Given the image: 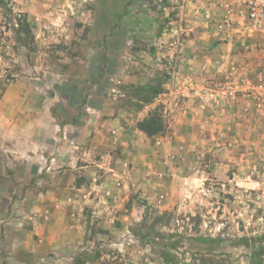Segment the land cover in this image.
<instances>
[{
	"label": "rangeland",
	"instance_id": "374dc122",
	"mask_svg": "<svg viewBox=\"0 0 264 264\" xmlns=\"http://www.w3.org/2000/svg\"><path fill=\"white\" fill-rule=\"evenodd\" d=\"M218 1L214 10H198L184 0H0V264H264V35L246 30L251 44L239 50L251 60L231 64L220 77L193 70L182 56L201 51L187 40L216 30L223 15ZM140 4L147 18L139 17ZM15 13L25 16L33 44L15 34ZM173 53L178 59L170 63ZM119 58L114 76L130 81L110 93L106 79ZM171 69L179 74L175 94L160 98ZM146 86L160 88L150 103H143L151 94ZM111 95L133 116L144 106L148 115L157 111L163 129L155 145L166 139L180 177H193L182 184L188 192L171 186L169 196L180 201L164 210L140 189L118 195L132 169L125 162L124 176L119 163L111 172L114 189L103 193L112 195L115 212L116 200L125 198L124 244L126 237L105 236L92 208L74 200L72 188L84 177L74 174L71 189H54L57 174L33 172L24 157L46 122L59 127L57 135L71 125L77 138L78 125L69 122L80 114L77 123L85 125L96 102ZM171 106L195 124L194 135L173 136Z\"/></svg>",
	"mask_w": 264,
	"mask_h": 264
},
{
	"label": "crops",
	"instance_id": "0c3cea01",
	"mask_svg": "<svg viewBox=\"0 0 264 264\" xmlns=\"http://www.w3.org/2000/svg\"><path fill=\"white\" fill-rule=\"evenodd\" d=\"M184 1H186L185 7L192 6L198 10H214L216 6L215 0H208L209 3L203 0ZM210 32L212 33L209 35L202 33L200 37L194 36L187 40V45L193 50L195 48L201 49L199 52L193 51V53L182 54L187 62L193 63V70H200L203 67L205 76L210 78L220 77L226 74L231 64L241 67L242 62L251 60L250 54L239 50L241 45L251 44L250 41H246L245 37L248 31L244 28L242 21L239 20L233 30L217 33L212 29ZM174 59H178V55L174 53L167 58L170 63ZM122 61V58L112 60L111 74L108 73L111 79H106L105 85L106 90L110 93L118 92L117 88L130 81V78L125 74L114 76V71L121 69ZM196 62H200V64ZM83 74L84 72H82ZM169 74L172 75L171 83L167 85L165 93L160 95V98L167 95L171 97L175 94L174 83L172 82L177 83L179 74L176 73L175 69H171ZM113 97L111 95L108 100L105 98L103 101H97V109H90L86 116L85 125L70 123L78 125V133H75L77 138L73 136L74 132L69 131L71 125L65 128L67 132L64 131L61 135H57V131H60L59 127L52 125V122H46L47 125L43 128L41 139L38 141L31 139L27 142L28 148L24 157L27 164L33 168V172L44 171L46 174H57V177L54 178V189L64 191L71 189L70 183L72 185L75 182L76 176L74 174H77L80 178L84 177L85 180L82 183L74 185L72 188L78 194L77 196L75 193L74 200L77 197V203L80 207L86 205L92 208V214L96 215V220L105 229V236L126 237L123 239L124 244L129 238L128 231L124 228L127 216L126 214H120L119 211H122L125 206V198L120 199L119 196V199L116 200L117 211L115 212L112 195L108 198L106 193H103L107 189H114L111 183V180H113V173L111 172L118 170L119 163L121 165L122 160L130 162L132 169L130 178L117 190L119 191L118 195L131 189L130 187L140 189L146 199L152 201V205H160L158 207L164 210L171 209L180 201L177 197L172 198L169 196L171 186L177 184L181 187L183 182L188 183L193 177L188 174L180 177V164L179 167L177 165L173 167L172 165L177 159L176 153L174 151L169 154L172 149H169L170 143L166 139L160 140L162 146H156L155 141L159 140L157 137H148L137 129V122L148 116L150 106H144L135 112L137 116H133L120 108L119 97L116 100L111 99ZM160 101L163 102L162 99ZM170 102L172 105L174 101L171 99ZM171 108L173 107L171 106ZM168 116L175 138L179 136L186 139V136L189 137L195 134V124L179 119L176 107L171 109ZM17 152L21 153V149L19 148ZM190 156V153L188 155L185 152L183 159L186 160ZM68 173H72L74 177L69 182V186L63 187L61 184L65 183L66 174ZM90 189L97 190V192L87 197L85 192ZM181 189L188 192L183 186ZM159 194L165 199L159 200ZM155 196H157V200H155ZM108 199L110 202L107 201ZM113 222H115L114 225ZM117 223L121 224L120 228L117 227ZM126 247L127 245L123 246V248Z\"/></svg>",
	"mask_w": 264,
	"mask_h": 264
},
{
	"label": "built area",
	"instance_id": "2783aa9c",
	"mask_svg": "<svg viewBox=\"0 0 264 264\" xmlns=\"http://www.w3.org/2000/svg\"><path fill=\"white\" fill-rule=\"evenodd\" d=\"M223 15L216 24L217 32L233 30L242 21L246 30L264 35V0H219ZM122 175H127L128 164L121 162Z\"/></svg>",
	"mask_w": 264,
	"mask_h": 264
},
{
	"label": "trees",
	"instance_id": "16d2710c",
	"mask_svg": "<svg viewBox=\"0 0 264 264\" xmlns=\"http://www.w3.org/2000/svg\"><path fill=\"white\" fill-rule=\"evenodd\" d=\"M131 1H128L125 7L126 13H128L127 8L130 7ZM145 6L143 4H140L139 9H140V14L139 17H146L145 11H144ZM15 22L17 28H14V32L16 35H24L25 39H29V43L33 44L34 43V36L31 31V28L29 24L27 23L25 16H23L20 13H15ZM160 31V30H159ZM3 33V32H2ZM159 33V32H158ZM0 40H1V29H0ZM3 45H0V57L2 56L1 48ZM6 79L9 80L8 76H6ZM4 79H2L0 75V94H1V87L3 85ZM146 90H149L151 92L150 98H146L143 103H150L159 93H160V88L158 86H146ZM142 103V104H143ZM80 114L78 117L71 122L77 123ZM69 122V123H71ZM137 129L145 133L148 137H154L156 136L161 130L163 129V122L160 118V116L157 114V111H154L153 113L149 114L146 118L143 120L137 122L136 125Z\"/></svg>",
	"mask_w": 264,
	"mask_h": 264
}]
</instances>
